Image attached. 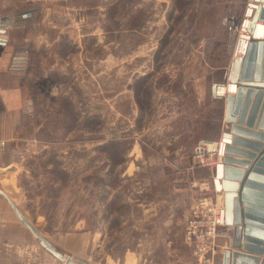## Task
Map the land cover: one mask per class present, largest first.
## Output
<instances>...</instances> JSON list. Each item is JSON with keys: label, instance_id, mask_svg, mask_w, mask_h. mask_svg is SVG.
<instances>
[{"label": "rangeland", "instance_id": "rangeland-1", "mask_svg": "<svg viewBox=\"0 0 264 264\" xmlns=\"http://www.w3.org/2000/svg\"><path fill=\"white\" fill-rule=\"evenodd\" d=\"M249 2L0 0V14L34 16L20 45L40 123L0 188L56 247L96 264L185 256L195 156L220 135L214 89L229 83ZM0 264H64L1 194Z\"/></svg>", "mask_w": 264, "mask_h": 264}, {"label": "water", "instance_id": "water-1", "mask_svg": "<svg viewBox=\"0 0 264 264\" xmlns=\"http://www.w3.org/2000/svg\"><path fill=\"white\" fill-rule=\"evenodd\" d=\"M254 1L256 9L248 24L250 41L244 55L235 54L229 75V84H235L237 89L224 99V120L232 138L225 147L222 160L225 165L222 179L225 225L230 229L225 234L230 238V246L222 250V264H264V186H256L254 182L259 179L258 174L264 175V153L262 161L255 164L253 174H249L247 179H244L245 169L249 162L236 158L237 155L253 158V152L260 150L262 144L249 138L264 140V132H261L264 130V37H257L259 23L264 25V0ZM2 20L7 21L2 33L9 34L12 22L8 16ZM214 95L218 96L217 88ZM216 147L214 145L213 148ZM0 194L31 230L37 242L64 264H96L56 247L19 210L6 191L0 188Z\"/></svg>", "mask_w": 264, "mask_h": 264}, {"label": "crops", "instance_id": "crops-1", "mask_svg": "<svg viewBox=\"0 0 264 264\" xmlns=\"http://www.w3.org/2000/svg\"><path fill=\"white\" fill-rule=\"evenodd\" d=\"M3 17H7V14H0V142H4V144L0 146L1 186H5L6 184L4 183H8L10 181L9 178L13 176L10 174L12 173L10 170L13 167L19 168L18 166H20L18 165L17 157H13L14 154L15 156L18 153L23 154V152L20 150H22L24 146L28 152L31 150H36V147L39 146L38 134L40 129L39 118H37L38 110L34 109L33 99H29L28 95V84L30 79L27 74L28 65L23 53L18 51V53L15 52L16 47L20 46L24 40V25H15L13 22L15 19H12L8 16L12 22V28L9 31V34H3L2 30L6 29L4 23L7 22L2 20ZM27 31L28 33L33 32L31 26L27 28ZM34 35L35 34L33 33L31 34V41L34 45L33 48L39 50L40 46L38 41L34 39ZM5 39L7 41H5ZM31 103L32 106L30 107L29 104ZM222 111L223 122L219 137L217 139L209 138L204 140V143L211 145L210 150L214 147V143H218L220 141L223 132L229 131L228 125L224 120L225 102ZM261 132H264V130ZM245 138L248 139V137ZM248 140H253L259 144H262V146L259 151H251L255 154L253 158H248L242 155L236 156V158L240 160L249 162V166L245 169L246 176L244 179H247L249 174H253L252 170L255 167V164L262 161V154L264 153V140L256 138H249ZM243 148H247L246 150L250 149L249 147ZM10 153V157L12 158H8ZM196 156L195 180L197 175H199V168L206 170V174H209L208 178H210L212 175V173L210 175V171L214 170L211 167L199 165ZM258 176L259 179L254 181L256 186H264V175L258 174ZM16 179H18V177ZM196 200L197 199L195 198V202ZM229 230V227H227L225 224L219 227L218 235L215 240L217 246L215 253V264H222V250L224 248H229L230 246V238L225 236ZM182 241L184 244L185 256L179 260L177 259L174 261H168L167 264H199L194 256H190L191 252L185 243L184 233ZM149 259L151 263V258Z\"/></svg>", "mask_w": 264, "mask_h": 264}, {"label": "built area", "instance_id": "built-area-1", "mask_svg": "<svg viewBox=\"0 0 264 264\" xmlns=\"http://www.w3.org/2000/svg\"><path fill=\"white\" fill-rule=\"evenodd\" d=\"M220 87H217V92H219ZM231 136L229 131H224L216 149L212 148L210 153L198 154L196 158L199 165L208 166L212 169L216 165L217 168L225 154L224 150L220 152L222 142L226 141V137ZM3 144L4 142H0V146ZM200 184L201 182L197 179L193 180V187H199L201 194L188 213L184 239L191 254L199 264H215V240L219 227L225 224L224 197L215 182L213 188L210 187L209 183L202 182V186H204L202 188Z\"/></svg>", "mask_w": 264, "mask_h": 264}, {"label": "bare ground", "instance_id": "bare-ground-1", "mask_svg": "<svg viewBox=\"0 0 264 264\" xmlns=\"http://www.w3.org/2000/svg\"><path fill=\"white\" fill-rule=\"evenodd\" d=\"M256 9V3L254 0H250L248 3V8L246 11L245 18L243 20V23L241 25L239 37L237 39L236 48H235V54L237 55H244L246 52V48L248 46V43L250 41L251 35L248 30V24L250 22V18L252 17L254 10ZM257 37L263 38L264 37V25L262 23H259L258 29H257ZM237 86L235 84H227L226 86H221L219 89V95L220 96H226L229 93L236 92ZM231 137H226V141L222 142V145L220 147V152H225V147L228 143L231 142ZM224 164L223 161H220L217 168H216V174H215V184L218 186L219 190H221V193H223L222 189V179L224 178Z\"/></svg>", "mask_w": 264, "mask_h": 264}, {"label": "trees", "instance_id": "trees-1", "mask_svg": "<svg viewBox=\"0 0 264 264\" xmlns=\"http://www.w3.org/2000/svg\"><path fill=\"white\" fill-rule=\"evenodd\" d=\"M32 19H34V16H31V17H25V18H15V20L13 21L14 22V24L15 25H28L30 22H31V20ZM16 51L15 52H22L23 53V55L25 54V53H27V50H26V47H24V46H17L16 47V49H15ZM17 52V53H18ZM15 55H16V53H15ZM30 68V65L28 66V69Z\"/></svg>", "mask_w": 264, "mask_h": 264}]
</instances>
